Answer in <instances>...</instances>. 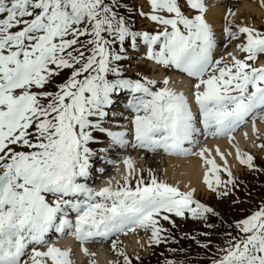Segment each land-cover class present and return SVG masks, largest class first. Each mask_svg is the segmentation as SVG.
Here are the masks:
<instances>
[{"label":"snow or ice","instance_id":"obj_1","mask_svg":"<svg viewBox=\"0 0 264 264\" xmlns=\"http://www.w3.org/2000/svg\"><path fill=\"white\" fill-rule=\"evenodd\" d=\"M208 10L206 0H143L135 14L150 23L145 29L126 0H0V264H75L72 250L56 243L66 236L85 256L94 255L86 244L110 241L122 264H133L119 237L140 230L149 249L174 244L165 227L176 228L174 218L201 226L180 239L211 253L209 264H264V199L228 224L214 247L223 218L196 188L182 190L151 170L137 175L131 157L123 159L122 182L92 186L94 173L116 163L113 153L131 148L199 157L206 190L218 200L235 197L241 182L228 164L232 153L217 149L221 165L207 148L194 149L201 137L232 144L249 122L260 138L264 29L236 23L229 9L218 39ZM221 42L234 51L217 57ZM137 57L181 75L188 94L170 87L169 75H129ZM254 146L264 152V143ZM232 147L240 166L264 171ZM168 252L163 264H193L183 248Z\"/></svg>","mask_w":264,"mask_h":264},{"label":"rangeland","instance_id":"obj_2","mask_svg":"<svg viewBox=\"0 0 264 264\" xmlns=\"http://www.w3.org/2000/svg\"><path fill=\"white\" fill-rule=\"evenodd\" d=\"M250 19L253 22H258V20L254 17H251ZM249 25H253L252 22H250ZM144 68L142 67V70L149 71L147 68ZM255 154L252 155L254 156ZM151 159L152 157H148L144 162L140 161L138 163V172L136 174L139 175L142 171L144 177L147 178L149 175V170H151L153 174H155L159 179L162 180V169L158 167L159 159L154 160L153 164L149 165ZM255 163L258 166L264 168V152L261 153L260 149H258V157H255ZM234 175L241 183L240 188L236 191L235 197H233L232 199L238 198L240 201H242L241 203L233 204L232 199L218 200L214 194L208 192L207 190L205 193H201L198 198L203 203L214 207L223 218L224 223L223 227L220 228L219 234L212 237L213 242L217 245L222 243L223 241L222 233L226 230H230L228 229V224L232 223L236 219L250 214V211L253 210L257 205H259L261 200L264 199V171L254 173L248 170H243L242 172H238V174L234 173ZM222 179H226V177L222 176ZM175 220L177 225L176 228H172L170 224H166L165 226L167 228H171L172 232L175 234L177 242L174 244L179 245L180 248H183L184 250L189 246L192 247V249L195 251L202 250L197 248L193 241L188 239H180V237L185 234L198 235V229L201 226L195 224L190 220L183 221L179 218H176ZM217 224H220L219 220H217ZM200 239L204 238L200 237ZM167 246L169 245H161L159 247H154L151 249L142 248L139 249V252L137 251L136 254H127L132 258L133 264H163L165 258L167 257ZM136 256L140 257L139 261L136 260ZM181 256L182 254H177L178 258H181ZM118 259L122 264V258H119L118 256H116L115 259L112 258L113 263L115 264ZM200 262H204V260L202 258L195 260L196 264Z\"/></svg>","mask_w":264,"mask_h":264},{"label":"bare ground","instance_id":"obj_3","mask_svg":"<svg viewBox=\"0 0 264 264\" xmlns=\"http://www.w3.org/2000/svg\"><path fill=\"white\" fill-rule=\"evenodd\" d=\"M237 7H238L237 9L233 10V12L235 13L234 20L237 23H241V22L247 23L248 22L249 24L250 22H252V24L255 25L256 27L264 24V7L261 10L256 9L252 7L251 5L250 6L239 5ZM210 13H212V11L208 12V15H210ZM251 17L256 18L258 22L251 21L250 19ZM219 23H220V20H217L214 22V24L216 25H218ZM214 30L218 37L220 35V31L216 30L215 28ZM161 77H163V75L158 76V78H161ZM171 85H172V88H174L175 90L184 91L186 94H188L189 82H178L177 83L175 79H172ZM260 127H262L261 123L256 121V129ZM245 133H247V138H245ZM261 135L264 136V130H261ZM234 137L235 139L233 140L232 144L238 145L242 151L243 150L246 152L252 151L253 152L252 154L256 153V147L254 146L256 143L253 140L249 139L250 137L249 132H244L237 138L236 136ZM200 141H203L205 143L204 148H207L208 152H211V156L214 157L216 160H219L220 162L222 161L219 159V156L216 155L217 149H219V151L224 154L232 152V150L234 149L232 147V144H230L229 147L227 148L224 146L225 145L224 141L214 142L213 139L210 137L208 138L201 137ZM245 147L247 148V150H245L246 149ZM200 148H203L202 145L197 147L195 151H199ZM131 159L134 162L137 168V172H138V163L140 162V160L137 158V156H132ZM157 159L158 158L156 157H152L149 165H152L154 160H157ZM227 159H228V164L230 166L231 164H235L233 155L227 156ZM158 165H159L158 167L162 169L161 170L162 180L169 182L172 185H179L182 188V190L184 189L185 185L194 187L197 189L196 197L199 196L201 193L206 192L205 188L199 183V179L200 177H202V173H203V170H199V167H202V162L199 159V157H195V156L189 157L187 160H184V161L168 159L167 162L159 161ZM238 168L239 166L231 167L233 172L236 174H238L237 172ZM124 173H125L124 165H119L118 170L114 172V176L115 178H119V177L122 178ZM122 242L125 247L124 251L126 253L136 254V252L138 251V249L140 248L142 244V239L137 238V236H127V239H124ZM67 244H69L71 247L72 240L70 238L62 241L60 246L69 248ZM94 256L98 264H107L108 262L114 264L112 258L108 254H106L103 250L98 251L97 254L94 253ZM74 262L75 264H77V261L74 260Z\"/></svg>","mask_w":264,"mask_h":264}]
</instances>
